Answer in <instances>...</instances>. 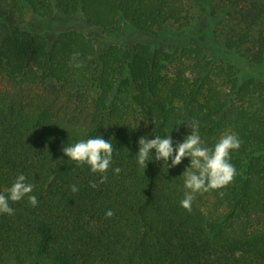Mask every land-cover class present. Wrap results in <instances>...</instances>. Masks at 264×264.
<instances>
[{
  "label": "trees",
  "instance_id": "16d2710c",
  "mask_svg": "<svg viewBox=\"0 0 264 264\" xmlns=\"http://www.w3.org/2000/svg\"><path fill=\"white\" fill-rule=\"evenodd\" d=\"M0 9L158 38L97 53L76 29L49 37L19 22L0 36V193L23 174L38 200L0 213V264H264V0H0ZM196 23L204 43L178 40L197 36ZM192 120L206 147L228 130L242 143L230 152L234 180L196 193L189 212L180 201L190 157L168 167L151 150L144 169L136 153L141 136L170 135L175 147ZM96 136L113 145L103 174L62 151Z\"/></svg>",
  "mask_w": 264,
  "mask_h": 264
},
{
  "label": "clouds",
  "instance_id": "9594fccd",
  "mask_svg": "<svg viewBox=\"0 0 264 264\" xmlns=\"http://www.w3.org/2000/svg\"><path fill=\"white\" fill-rule=\"evenodd\" d=\"M78 56L79 53H74L73 60L75 61ZM73 66L82 67V63L76 62ZM187 126L191 128V134L186 135L183 142L176 143L175 147L170 135L164 137L156 135L154 139L141 136L138 140L139 151L136 154L138 164L144 169L149 161L151 150H155V160H163L168 164L171 159L168 167H175L181 164L185 157H190V166L183 172L184 187L188 191L184 193V198L180 201L181 207L190 212L196 193L224 188L234 180L237 170L230 162V152L238 150L242 141L236 133L228 130L219 137L213 147H206L199 134V122L192 120ZM62 151L78 164L89 165L92 173H106L112 163L113 145L100 136L80 140L71 146H65ZM120 171L119 167L114 169L116 174ZM106 180L107 176L101 175L100 183ZM96 186L95 182L91 183V187ZM33 187V184L26 182L25 175L19 174L7 190V195L0 193V213L13 215L14 209L9 201L18 202L25 196L31 206H37V197L30 195ZM71 190L77 192L78 188L72 185ZM105 215L111 218L114 212L108 210Z\"/></svg>",
  "mask_w": 264,
  "mask_h": 264
},
{
  "label": "rangeland",
  "instance_id": "374dc122",
  "mask_svg": "<svg viewBox=\"0 0 264 264\" xmlns=\"http://www.w3.org/2000/svg\"><path fill=\"white\" fill-rule=\"evenodd\" d=\"M19 22H30L32 26L36 29L42 30L47 36L51 37L52 32L58 29H76L84 33L86 36L93 40L97 53L103 48L118 44L123 46L132 47L136 42H149L153 40H158V38H150L140 31L132 28L126 27L120 32H103L98 26L87 23L78 16H63L56 15L50 21L42 22L37 19L32 13L19 12L17 14L7 12L5 9H0V36H2L11 24H16ZM127 25V24H125ZM195 31L198 33L197 36H191L190 38L180 32L177 35L178 40L188 41L194 43H204L205 38L200 34L201 31H206L207 27L204 23H196L194 26ZM166 39V37L164 36ZM161 37V39H164ZM3 81H0V87H5Z\"/></svg>",
  "mask_w": 264,
  "mask_h": 264
}]
</instances>
